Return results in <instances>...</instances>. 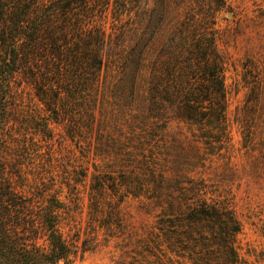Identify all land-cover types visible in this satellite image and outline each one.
Returning <instances> with one entry per match:
<instances>
[{
	"label": "rangeland",
	"instance_id": "rangeland-1",
	"mask_svg": "<svg viewBox=\"0 0 264 264\" xmlns=\"http://www.w3.org/2000/svg\"><path fill=\"white\" fill-rule=\"evenodd\" d=\"M118 2L121 8L123 1ZM193 2L199 14L210 16L214 0H129V11L120 15L110 6L102 19L108 32L115 23L113 41L124 32L130 36L134 26L150 25L158 50L167 34L165 22L186 18ZM216 17L218 47L226 59L228 138L215 154L177 121L148 145L136 143L124 118L132 98L119 84L113 86L120 81L118 65L104 74L108 95L102 82L97 98H70L73 133L54 121L46 129L50 113L30 87L12 98L18 119L0 130V185L5 180L26 196L53 188L51 194L64 201L60 229L76 246L70 264H160L148 240L160 210L147 198L151 190L136 197L131 191L142 192L139 188L112 185L114 179L133 180L132 175L149 187L163 180L165 193L189 188L208 200L230 201L242 226L236 236L241 260L264 264V0H224ZM129 43L127 38L125 46ZM99 179L103 200L93 212ZM39 244L47 249L44 238Z\"/></svg>",
	"mask_w": 264,
	"mask_h": 264
},
{
	"label": "trees",
	"instance_id": "trees-1",
	"mask_svg": "<svg viewBox=\"0 0 264 264\" xmlns=\"http://www.w3.org/2000/svg\"><path fill=\"white\" fill-rule=\"evenodd\" d=\"M122 1L120 8L118 0H0V130L18 119L11 100L28 86L50 113L46 129L54 121L73 133L70 98H97L102 82L108 95L104 74L118 65L120 81L113 86L119 84L132 98L124 118L136 143L148 145L177 121L212 154L221 151L228 138L226 59L218 47L216 14L224 0H214L210 16L199 14L195 2L188 4L186 18L165 22L167 34L158 50L150 25L134 26L130 36L124 32L113 41L115 23L108 32L102 16L110 6L120 15L129 11V0ZM112 42L113 50L106 51ZM131 178L114 179L112 185L139 188L142 192L131 191L136 197L151 190L147 198L160 210L148 240L158 263L244 264L236 247L242 226L230 201L208 200L189 188L165 193L163 180L149 187ZM98 182L93 212L103 200ZM52 191L45 186L26 196L5 180L0 185V264H70L76 246L60 229L64 201ZM36 199L44 203L39 206Z\"/></svg>",
	"mask_w": 264,
	"mask_h": 264
}]
</instances>
